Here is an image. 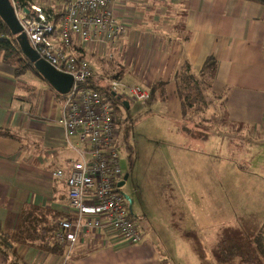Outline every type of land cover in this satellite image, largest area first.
Segmentation results:
<instances>
[{
    "label": "crops",
    "instance_id": "obj_1",
    "mask_svg": "<svg viewBox=\"0 0 264 264\" xmlns=\"http://www.w3.org/2000/svg\"><path fill=\"white\" fill-rule=\"evenodd\" d=\"M119 1L124 32L110 48L117 69L106 66L107 77L116 76L126 86L144 89L157 81L166 82V97L157 101L166 102L172 93L175 99L170 109L180 114L175 118L181 120L184 116L173 82L177 68L187 61L198 73L205 61L213 58L216 70L207 90L212 102L199 115L215 114L212 123L205 118L200 121H206L216 133L213 140L199 134L200 140L223 144L222 134L218 133L223 111L228 122L244 126L258 125L262 115L264 138L263 4L247 0ZM107 50L101 45L86 48L82 56L92 54L91 61L96 64ZM123 76L128 81H123ZM17 84L22 83L13 77L12 67L0 61V231L4 233L15 228L25 204L68 216L66 175L55 178L52 173L77 159L66 146L63 130L56 125L61 106L58 108L49 97L42 98L36 90L25 95L26 89ZM34 84L29 86L36 87ZM190 114L183 120L192 122L188 123L189 132L201 127ZM6 132L9 137L2 135ZM238 134L226 139L235 140ZM236 148L244 150V155L254 153L243 141L233 150ZM119 238L106 228L91 231L77 238L64 256L17 245L9 257L0 253V264H12L13 260L22 264H158L160 257L147 242L141 240L135 248L123 250L125 247L116 246Z\"/></svg>",
    "mask_w": 264,
    "mask_h": 264
},
{
    "label": "rangeland",
    "instance_id": "obj_2",
    "mask_svg": "<svg viewBox=\"0 0 264 264\" xmlns=\"http://www.w3.org/2000/svg\"><path fill=\"white\" fill-rule=\"evenodd\" d=\"M33 1L45 5L51 2ZM86 54L85 59L103 77L109 72L106 66L116 67L114 62L106 61L105 54H101L96 64L91 61L93 55ZM35 77L27 71L16 79L22 83L17 84L18 88L26 89L25 95L36 90V94L44 99L49 97L60 108L62 99L55 97L45 81ZM122 80L128 81V78L123 76ZM34 82L36 87L29 86ZM126 99L129 110L119 102L112 103L121 118L118 180L129 174L122 190L132 200L131 219L143 233L142 240L160 257L158 264H218L214 254L216 242L241 232L243 217L264 212L262 115L258 125L244 126L228 122L223 111L221 124L218 123L223 144H205L199 134L214 139L216 132L206 121L210 119L212 123L215 114L205 113V117L190 114L201 127L189 132L188 123L192 122L183 121L187 116L180 117L181 120L175 118L176 112L170 109V102L175 99L172 93L167 103L143 104L129 93ZM202 118L206 120L203 123ZM126 132L135 147L132 165L123 148ZM235 133H239L235 140L226 139ZM239 141L254 153L244 155V150H233ZM113 235L119 237L114 232ZM116 246L129 250L138 244L119 238Z\"/></svg>",
    "mask_w": 264,
    "mask_h": 264
},
{
    "label": "built area",
    "instance_id": "obj_3",
    "mask_svg": "<svg viewBox=\"0 0 264 264\" xmlns=\"http://www.w3.org/2000/svg\"><path fill=\"white\" fill-rule=\"evenodd\" d=\"M119 0H51L23 6L10 0L21 32L31 50L58 72L68 74L72 85L62 99L56 121L77 159L52 177L66 175L68 216L58 223L55 240L66 249L89 232L107 229L130 244H139L143 233L134 224L116 184L120 175L118 136L120 119L98 88H106L119 101L129 93L137 102L149 99L146 89L128 87L120 80L95 72L82 56L86 48L114 47L124 32ZM28 10V13L25 12ZM93 83V84H91Z\"/></svg>",
    "mask_w": 264,
    "mask_h": 264
},
{
    "label": "trees",
    "instance_id": "obj_4",
    "mask_svg": "<svg viewBox=\"0 0 264 264\" xmlns=\"http://www.w3.org/2000/svg\"><path fill=\"white\" fill-rule=\"evenodd\" d=\"M13 1L26 7H29V4L33 3V0ZM247 1L264 5V0ZM0 61L12 67L13 77L15 79L21 78L24 73L30 71L41 81H44L33 68V64L22 54L18 35H13L1 18ZM215 70L216 61L213 58H208L198 73L193 71L192 66L187 61L177 68L173 76V82L175 84V92L180 103L182 116L186 117L190 113H203L208 109L212 101L207 95V90ZM113 79L120 80L116 76ZM166 85V82L157 81L146 87L145 89L149 93L147 103L154 104L158 99L163 100L166 97ZM95 88H98L111 104L113 102H119L122 105V101L113 97L112 92L107 91L106 88ZM54 95L56 98L60 97L56 92H54ZM126 110H129V108ZM115 112L116 116L120 119L119 125L121 126V118L116 110ZM2 135L9 137L10 134L6 132ZM123 148L129 154L128 158L132 165L135 160V147L130 139L129 132L124 133ZM129 214L131 216L130 211ZM259 214L255 212V214H249L247 217H243L241 219L243 221L242 229H240L241 232L216 242L214 245V254L218 264H234L235 262L238 264H264V212ZM63 217L65 215L55 210L25 204L19 213L15 228L6 233L0 231V253L9 257L14 247L21 245L33 248L46 255H66L67 249L65 246L55 240L58 223ZM12 264L22 263L13 260Z\"/></svg>",
    "mask_w": 264,
    "mask_h": 264
},
{
    "label": "water",
    "instance_id": "obj_5",
    "mask_svg": "<svg viewBox=\"0 0 264 264\" xmlns=\"http://www.w3.org/2000/svg\"><path fill=\"white\" fill-rule=\"evenodd\" d=\"M28 13V10L25 9ZM0 18L7 25L13 35H18L20 40V48L24 57L33 64V68L41 76V78L59 95L68 93L72 85V78L68 74H64L55 70L45 60L39 58L30 48L26 36L21 32L19 24L14 16L10 0H0ZM115 97V94L112 93ZM122 105L128 109V102L122 101ZM129 174H125L123 180H126ZM123 182H118L116 187L119 188ZM128 210L131 213V201L128 202Z\"/></svg>",
    "mask_w": 264,
    "mask_h": 264
},
{
    "label": "flooded vegetation",
    "instance_id": "obj_6",
    "mask_svg": "<svg viewBox=\"0 0 264 264\" xmlns=\"http://www.w3.org/2000/svg\"><path fill=\"white\" fill-rule=\"evenodd\" d=\"M123 177H124V176H123ZM123 177H122L120 180H118V182H123V184L121 185V187L117 188V191L121 194V196H122V198H123V200H124V203H126V204H127V207H128V203H127V202H128L129 200H130V201H132V200L129 198V195L126 194V193L122 190V188L125 186V184H126L128 178H129V176L127 177L126 180H123ZM131 204H132V202H131Z\"/></svg>",
    "mask_w": 264,
    "mask_h": 264
}]
</instances>
